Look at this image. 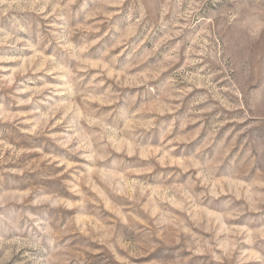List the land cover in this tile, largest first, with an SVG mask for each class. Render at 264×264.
I'll return each instance as SVG.
<instances>
[{"label": "rangeland", "instance_id": "rangeland-1", "mask_svg": "<svg viewBox=\"0 0 264 264\" xmlns=\"http://www.w3.org/2000/svg\"><path fill=\"white\" fill-rule=\"evenodd\" d=\"M0 264H264V0H0Z\"/></svg>", "mask_w": 264, "mask_h": 264}]
</instances>
